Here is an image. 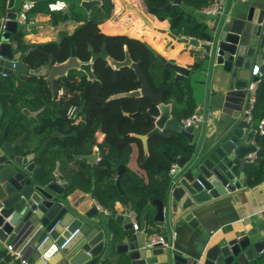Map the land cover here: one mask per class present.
Segmentation results:
<instances>
[{"label":"water","instance_id":"water-1","mask_svg":"<svg viewBox=\"0 0 264 264\" xmlns=\"http://www.w3.org/2000/svg\"><path fill=\"white\" fill-rule=\"evenodd\" d=\"M17 3L7 0L6 16L0 19V240L21 249L25 264H248L264 252L263 236L221 235L210 246L202 237L213 214L233 206L245 184L246 157L259 152L256 145L244 142L254 128L244 118L243 109L248 85L264 78V0L243 3L237 9L229 1L221 16H207L213 22L207 42L177 37L170 25L162 31L170 38L167 48L175 43L185 45L184 52L190 50L194 59L201 57V67L172 62L144 41L145 48L161 60L162 73L166 69L173 73V85L184 96V82L195 101L208 87L204 110L212 103L211 84L219 86L217 99L222 103L223 92L222 112L229 118L217 120L213 112L204 123L184 128L175 104L166 101L164 90L151 89L146 78L142 91L123 94L147 99L141 116L152 130L137 135L146 155L150 138L157 134L166 138L181 135L188 150L174 159L177 168L169 173L166 194L152 201L154 216L150 221L146 214L139 231L124 211L125 207L134 210L131 201L127 205L118 202L122 210L116 203L109 215L104 214L93 195L79 188V182L67 177L58 164L54 169L45 166V160L26 145V134H17L23 127L6 122L15 110L20 117H37L39 112L21 103L20 109L15 107L13 91L27 76L45 77V44L40 49L38 44L27 43V33L37 25L18 22ZM173 4L180 5L182 0H168L162 9ZM80 6L87 11L94 6L105 8L101 0H81ZM75 34L64 37L72 40ZM52 63L51 59L46 67L51 73L58 67ZM211 121L214 126L209 133ZM102 157L96 150L82 159L95 164ZM126 170L119 164L109 183L124 198L121 180ZM152 232L162 235L169 246L147 247Z\"/></svg>","mask_w":264,"mask_h":264},{"label":"flooded vegetation","instance_id":"flooded-vegetation-1","mask_svg":"<svg viewBox=\"0 0 264 264\" xmlns=\"http://www.w3.org/2000/svg\"><path fill=\"white\" fill-rule=\"evenodd\" d=\"M89 22H72L68 31L55 24L59 34L45 44V77L27 76L13 91L17 109L21 103L39 112L30 119L20 117L17 110L12 116V122L26 130V145L45 160V166L72 168L75 180L94 171V164L82 158L102 152L108 139L124 142L152 130L141 116L147 99L123 94L142 91L147 79L151 89L164 90L166 96L167 89H157L155 81L165 85L174 81L173 73L168 69L162 73L161 60L127 27ZM140 27L134 24L131 31ZM75 31L72 40L64 37ZM51 59L58 65L52 73L46 69Z\"/></svg>","mask_w":264,"mask_h":264},{"label":"trees","instance_id":"trees-1","mask_svg":"<svg viewBox=\"0 0 264 264\" xmlns=\"http://www.w3.org/2000/svg\"><path fill=\"white\" fill-rule=\"evenodd\" d=\"M81 0H72L71 8L75 14V19L78 21H88L89 24H100L109 20L114 11V4L111 0H102L105 8L95 6V9H99L102 12V16L95 15L89 17L86 15L87 11L80 6ZM214 0H182V4H173L162 9L168 0H144L147 11L155 15L159 20H167L170 25V31L177 37H189L200 38L204 40L211 39V32L209 25L206 22L199 20L194 11L187 9V6H193L194 9L201 11L202 7L211 4ZM7 0H0L2 8H5ZM119 2V0H117ZM55 3V0H40L36 4V11H43L47 14L54 15L55 23L65 21L69 18L70 14L63 15L56 19V15L59 11L52 10L50 6ZM94 10V9H93ZM96 14V13H94ZM133 24H142L141 21H136ZM154 47V41L149 39ZM152 41V42H151ZM141 46L144 47L143 43ZM145 48V47H144ZM145 50H147L145 48ZM148 51V50H147ZM196 63L192 68H198L202 66L201 57H196ZM156 82V88L160 89L165 87L166 101L173 102L176 108V115L181 118L190 116L196 108V101L194 100L191 89L188 84L183 85V89L186 92L184 96L179 89L173 85H165ZM264 119V78L259 82L256 101L253 109V128L257 129L259 123ZM7 123H10L11 127L16 126L12 122V114L8 116ZM14 129V128H13ZM25 129H19L18 135H21ZM255 135V131L252 133ZM251 135V136H252ZM256 136V139L262 148L258 152V159L250 167V177L248 180V187H255L264 181V136ZM185 139L181 135H175L170 138L163 137L161 135H155L149 140V155L145 156L144 145L142 140L138 138H131L128 141H118L114 139H108L102 145L103 157L101 158L94 171L84 172L82 178L79 179V183L89 189L91 185V177L95 173L97 176V186L94 189V194L97 198L105 203L112 210L115 209L116 203L120 202L123 205H127L128 202H132L134 210L138 215V219L143 222L145 215H149L150 221L154 216V207L152 201L158 198H164L168 188V178L171 165L174 159L185 154L188 150L186 148ZM138 151V152H137ZM137 152V155L134 154ZM135 161L137 166L143 171V175L138 173L135 169V165H132ZM119 164H124L127 170L124 172L121 180L122 189L124 191L125 198L119 193L115 186H110L117 173V167ZM142 225V226H143ZM251 264H264V257L258 259Z\"/></svg>","mask_w":264,"mask_h":264},{"label":"crops","instance_id":"crops-1","mask_svg":"<svg viewBox=\"0 0 264 264\" xmlns=\"http://www.w3.org/2000/svg\"><path fill=\"white\" fill-rule=\"evenodd\" d=\"M25 1H28V0H18V3H17L18 12L21 10L22 4ZM35 1H36V4H38L40 0H35ZM229 1H231V7H233V9H237L243 3L254 4L255 0H228V3ZM112 2L115 4V9L113 11L114 16H115V22L112 21L110 18L109 20L105 21L103 24H113L114 23L116 24L114 26L117 29H122V28L127 27V29L131 31L133 29V25H134L133 23L140 20L142 24L140 27L141 28L140 31L136 32L137 35H139L137 37L147 42H150L149 39H151L152 41H154L153 43L154 48H156L168 60L178 63L179 65L192 68L195 62V59L191 51L189 50L188 52H184V48L186 46L183 44H178V43H175L174 46L167 48V43L170 40V38L168 37L166 33L162 31L168 28L169 22L167 20L161 21L155 15L149 13L145 7L144 0H120V4L122 8L120 13H117L116 11L117 2L115 0H112ZM71 4H72V0H55V3L50 6L52 10L59 11L58 14L56 15V19L62 17L63 15L68 16V14H70L67 20L60 21L58 23V24L65 25L63 27L66 31L70 29V24H72V22L74 23L75 21H78L75 19V14L72 11ZM2 5L0 4V19L4 18L7 12L6 11L7 2L5 4L4 9L2 8ZM131 7L143 8L141 10V13L144 16L142 14L137 13ZM187 9L194 11L196 17L199 20L206 22L209 25V27L212 26L213 24L212 20L210 18H207V16H205L204 14H202L200 10H198V12H195L196 10L194 9L193 6H187ZM96 11L97 9L94 8V10L92 11H87L86 13L88 14L86 15H89V17H93L97 15V14H94L96 13ZM126 13H129L126 16L127 18H123V16ZM29 17H30V22L28 23L36 24L37 28H35V30H37V32L35 34H30L28 36V42H27L28 44H38L40 46L41 44H47L49 42L56 40L59 34V30H58V27L55 25L57 23H55L54 15L47 14L43 11H36V8H35L30 12ZM121 20L124 21L126 24L120 25L119 23L121 22ZM262 39H264V33L262 35ZM262 79L263 78H261L260 81ZM260 81H258L257 83L259 84ZM218 88L219 86H216L214 82L211 84L210 96H211L212 103L209 105L210 110L212 112H215L217 120L222 119V118H229L228 115L222 112V109H223L222 103H223L224 93L223 92L220 93L222 103H221L220 97L219 99H217L219 96V92L218 93L216 92ZM207 89L208 87L205 86L203 93H201V96L199 97L200 99L198 100L196 99V108H201V107L206 106L205 101H206V95L208 94ZM247 100H248V96L245 101V105L243 109V116H244V110L247 105ZM14 113L15 112L12 113V116L14 115ZM211 123L212 124L208 125L207 132L209 133L211 132L210 128L214 126L213 125L214 122L211 121ZM253 137H254L253 135L252 136L250 135L248 139H245L244 140L245 144H247L248 141H250V144H253L252 142ZM256 146L258 150L262 148V145H260L257 140H256ZM137 152L134 154L135 156L137 155ZM148 155H146V152H145V156H148ZM100 160L101 159H97V161L94 164V167H92L93 169H95V167L98 166ZM133 162L134 163L132 165H135V169L138 170V173L143 175V171L137 166L135 161ZM236 163L239 164L240 163L239 160H237ZM251 165H252L251 163L247 162L245 166V169H244L245 184L242 186L241 190L236 194L235 199L232 203L233 206L228 207L217 214L214 213L210 226L204 229L202 237L203 239H205L208 246L212 245L217 239L221 237V235H227V236L229 235L230 238H235L237 236H244V235H249L250 237H252V239L262 238L261 236H263L264 238V181L255 187H248L247 182L250 177L249 172H250ZM61 171L67 177H70L71 179L74 178L72 168L67 167L66 169H63ZM91 180H92L91 181L92 183L89 186V189H87L86 187H83L80 183H77L79 180H77L76 183L78 184L79 188L84 189L87 193L93 195L92 200L96 199L98 202H100L102 206L112 211L111 208H109L105 203L101 202L97 198V196L94 194V189H96V186H97V176L95 173L92 175ZM117 206H119V208L122 207V205L119 203ZM120 210L122 209L120 208ZM137 223L139 225V229H142L143 222H141L137 218ZM152 234L154 233L152 232L151 235ZM263 257H264V252L258 254V256L254 260L250 261L248 264H251L252 262H255L258 259L263 258ZM51 262H55V258H52ZM0 264H23L21 259L15 256L13 252H11L8 249V245L1 240H0Z\"/></svg>","mask_w":264,"mask_h":264},{"label":"built area","instance_id":"built-area-1","mask_svg":"<svg viewBox=\"0 0 264 264\" xmlns=\"http://www.w3.org/2000/svg\"><path fill=\"white\" fill-rule=\"evenodd\" d=\"M228 0H214L211 4L205 5L204 7H202L201 12L202 14H204L205 16H209V15H214V16H221L227 6ZM36 7V1L35 0H28L25 1L22 4L21 10L17 13V20L19 23H28L30 22V17L29 14L30 12ZM4 26V25H3ZM190 39H194L199 43H203V42H207V40L204 39H200V38H194L192 36H189ZM263 55H264V46H263ZM257 88H258V83L254 82V83H250L248 85V100H247V105L246 108L244 110V118L246 119V121H248L249 123H253V109L255 106V101H256V92H257ZM204 107L201 108H196L193 113L182 119V125L183 127H190L194 124L197 123H204L206 121L207 115H212V111L209 110H204ZM255 131V135L257 136H264V119L259 123L258 127ZM254 135V137L252 138V142L254 145H256V136ZM247 162L248 163H255L258 159V152H252L250 154L247 155ZM177 168V164L175 162H173V164L171 165L170 171L169 173H174V171ZM93 202L95 203L96 207L102 211L104 214L109 215L111 213V210L108 208H105L104 206H102L100 204V202H98L96 199L93 200ZM128 216L131 217L133 223H134V228L139 231V225L137 223V213L134 210H128V207H125L124 210ZM78 231H76L75 233H77ZM157 243H163L165 246H169L168 243H166L164 241V237L160 234L154 233L152 235H150L148 241H147V247H152ZM8 249L13 252V254L15 256H17L18 258L21 259L22 263L25 264V260H22V250L21 249H16L15 246L13 245H9Z\"/></svg>","mask_w":264,"mask_h":264},{"label":"rangeland","instance_id":"rangeland-1","mask_svg":"<svg viewBox=\"0 0 264 264\" xmlns=\"http://www.w3.org/2000/svg\"><path fill=\"white\" fill-rule=\"evenodd\" d=\"M112 1V0H111ZM116 2H117V0H115ZM113 3V2H112ZM114 4V3H113ZM132 9H134L137 13H139V14H142L141 13V10L143 9V8H140V7H138V8H133V7H131ZM114 9H115V4H114ZM121 4H120V0H119V2H117V8H116V11H117V13H120L121 12ZM195 12H198V9H196V11ZM96 14L98 15V16H102L103 14H102V12L99 10V9H97V11H96ZM128 14L126 13L124 16H127ZM143 15V14H142ZM123 16V18H125ZM144 16V15H143ZM127 18V17H126ZM206 18V17H205ZM111 20L112 21H114L115 22V16H114V13H113V15H112V17H111ZM114 24V23H113ZM120 25H123V24H126L124 21H122L121 20V22L119 23ZM56 28V27H55ZM128 31L131 33V34H134V35H136V36H139V35H137V33L136 32H132V31H130L129 29H128ZM37 32V30H32V31H29L27 34H35Z\"/></svg>","mask_w":264,"mask_h":264}]
</instances>
